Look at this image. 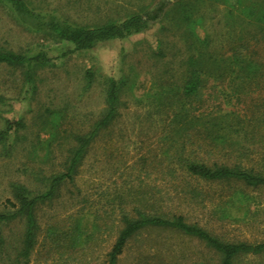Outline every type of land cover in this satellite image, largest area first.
I'll use <instances>...</instances> for the list:
<instances>
[{
	"label": "trees",
	"instance_id": "16d2710c",
	"mask_svg": "<svg viewBox=\"0 0 264 264\" xmlns=\"http://www.w3.org/2000/svg\"><path fill=\"white\" fill-rule=\"evenodd\" d=\"M216 2L224 8L219 11L215 6L217 24L206 30L200 22L205 16L195 4L180 0H161L143 13L93 27L60 19L53 11L34 8L27 0H0L23 26L63 46L52 58L42 51L32 56L0 50V65L22 70L33 90L36 70L55 59L88 51L98 43L128 38L153 24L161 25L162 34L156 50L146 56L151 88L139 97L133 93L139 74L135 66L122 67L118 79L85 71L83 89L95 84L101 88L103 110L85 132L62 130L67 144L63 153L57 148L61 152L60 170L39 171L32 176L33 188L21 182L8 184L10 198L0 210V263L29 264L38 246L47 255L44 264H80L92 248L86 241L102 236L106 218L96 215L88 221L83 212L85 196L74 203L82 207L67 215L62 224L47 223L41 228L38 211L64 194L73 195L68 186L74 185L79 168L101 136L113 134L107 139V152L115 146V138H129L130 132L137 130L160 135L162 143L157 151L155 148L139 156L133 165L139 172L152 168L165 180V189L156 198L157 193L150 190L121 189L120 200L125 191L128 200L124 198L115 211L111 210L116 236L101 264H118L129 242L144 231L168 232L197 245L192 253L185 250V255L192 257L191 264H209L212 256L217 257V264H233L239 256L264 253V242L224 241L207 228L188 222L185 216L187 210L206 208L212 202L211 185H239L241 188L231 195L241 205L247 195L240 189H264V0H236L234 5L226 0ZM198 29L203 30L202 36ZM130 99L142 106V119L136 126L123 123ZM45 115L49 147L57 142L64 117L62 111L49 109ZM15 123L13 128L5 121L0 131V145L7 153L24 127L21 121ZM11 131L14 135L9 141ZM200 247L208 257L198 254ZM156 252L153 258L157 264H178L184 251L174 247L167 255Z\"/></svg>",
	"mask_w": 264,
	"mask_h": 264
},
{
	"label": "rangeland",
	"instance_id": "374dc122",
	"mask_svg": "<svg viewBox=\"0 0 264 264\" xmlns=\"http://www.w3.org/2000/svg\"><path fill=\"white\" fill-rule=\"evenodd\" d=\"M27 1L34 8L53 11L58 18L75 25L93 27L143 13L161 0ZM180 2L195 4L198 12L205 16L200 22H203L202 28L206 30L217 24L215 6L218 5L219 11L224 8L216 0H180ZM226 3L234 5L236 0H226ZM160 26L153 24L142 33L122 40L98 43L88 51L55 59L49 65L36 70L35 90L26 83L22 70L0 65V131L5 126V121L13 128L17 127L16 121H21L24 125L17 132L18 142L12 150L7 153L5 151L7 149L0 145V210L5 200L10 198L9 183L21 182L33 188L35 181L32 176L39 175V171L46 173L61 169V152L63 153L67 144V140L63 138V129L85 132L102 112L104 105L101 88L95 84L89 90L83 89L85 71L92 70L96 75L118 79L122 67L127 69L135 66L139 74H137L138 83L133 92L134 96L139 97L150 90L151 75L147 71L150 72L151 69L148 68L150 62L147 61L146 56L156 50L158 39H162ZM198 33L202 36L203 30L198 29ZM62 47L50 38L31 31L26 25L23 26L6 7L0 5V50L32 56L42 51L52 58L63 51ZM129 107L123 123L130 122L132 126H136L142 119V106L130 99ZM47 109L62 111L64 117L57 130L59 137L62 136L57 137V142L49 147L47 142L50 140V132L44 130L43 125ZM13 135L11 131L8 136L9 141H12ZM110 135L101 136L96 141L84 164L79 168L74 185L68 186V191L73 195L67 192L68 194H64L51 205L43 206L38 211L41 228L47 223L62 224L67 215L82 207V204L74 203L85 196L87 203L83 212L88 221H92L96 215L106 218L108 224L102 236L98 238L93 236V240L86 241L87 246L92 248L80 264L102 263L103 255L109 250L116 236V227L112 223L115 214L110 215L111 210L114 208L115 211L124 198L128 200L125 190H130L131 187V191L136 188L143 191L150 190L154 194L157 193L156 196L153 195L156 198L165 189V180L156 171L147 168L146 172H139L133 165L139 156L146 155L155 148L154 152L157 151L160 142L162 143L158 133H149L145 130H137L133 134L130 132L129 138L119 141L115 138L113 141L115 146L110 147L106 152L104 148L108 147L107 139L113 137V134ZM57 148H60L61 152ZM26 167L29 169L24 172L23 169ZM123 187L125 197L122 193L123 199L120 200ZM210 188L212 202H209L206 208L186 209L185 216L188 222L207 228L224 241L264 242V189H240L247 195L241 205L231 195L241 188L239 185L214 184ZM79 190L81 193L75 199ZM174 247L184 251L182 255L179 254L178 264H191L192 257L186 256L185 250L192 253L197 245H189L168 232L152 231H144L135 236L127 245L118 264H157L153 254H158L156 251H159L162 255H167ZM198 254L208 257L201 247ZM44 257H47L44 250L36 246L29 264H36L38 261L44 264ZM217 262L215 256L208 258L209 264H217ZM46 264L61 263L48 261ZM233 264H264V253L239 256Z\"/></svg>",
	"mask_w": 264,
	"mask_h": 264
},
{
	"label": "water",
	"instance_id": "95a60500",
	"mask_svg": "<svg viewBox=\"0 0 264 264\" xmlns=\"http://www.w3.org/2000/svg\"><path fill=\"white\" fill-rule=\"evenodd\" d=\"M169 1H173V0H169Z\"/></svg>",
	"mask_w": 264,
	"mask_h": 264
}]
</instances>
